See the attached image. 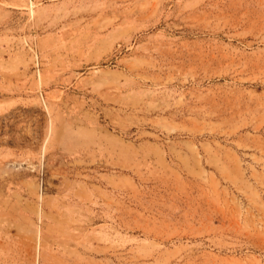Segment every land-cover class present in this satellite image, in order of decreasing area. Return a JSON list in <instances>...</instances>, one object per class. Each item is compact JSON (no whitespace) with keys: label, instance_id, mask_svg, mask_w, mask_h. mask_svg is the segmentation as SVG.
<instances>
[{"label":"rangeland","instance_id":"obj_1","mask_svg":"<svg viewBox=\"0 0 264 264\" xmlns=\"http://www.w3.org/2000/svg\"><path fill=\"white\" fill-rule=\"evenodd\" d=\"M0 264H264V0H0Z\"/></svg>","mask_w":264,"mask_h":264}]
</instances>
